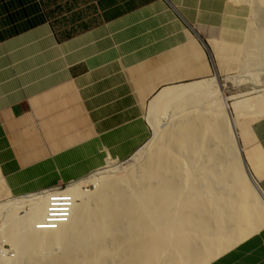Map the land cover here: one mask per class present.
Segmentation results:
<instances>
[{
  "label": "crops",
  "instance_id": "1",
  "mask_svg": "<svg viewBox=\"0 0 264 264\" xmlns=\"http://www.w3.org/2000/svg\"><path fill=\"white\" fill-rule=\"evenodd\" d=\"M245 16L229 0H0V201L131 158L161 90L237 69ZM237 138L264 194V115ZM208 264H264V226Z\"/></svg>",
  "mask_w": 264,
  "mask_h": 264
},
{
  "label": "bare ground",
  "instance_id": "2",
  "mask_svg": "<svg viewBox=\"0 0 264 264\" xmlns=\"http://www.w3.org/2000/svg\"><path fill=\"white\" fill-rule=\"evenodd\" d=\"M241 2L252 8V26L243 19L238 34L237 83L250 76L259 86L244 115L263 116L257 77L264 74V0L230 1L247 10ZM214 79L163 89L152 99L154 138L135 168L0 205V241L11 246L0 249V264H208L263 227L264 196L238 145L242 115L211 108L210 98L221 93Z\"/></svg>",
  "mask_w": 264,
  "mask_h": 264
},
{
  "label": "rangeland",
  "instance_id": "3",
  "mask_svg": "<svg viewBox=\"0 0 264 264\" xmlns=\"http://www.w3.org/2000/svg\"><path fill=\"white\" fill-rule=\"evenodd\" d=\"M230 1L231 0H229V2ZM241 3L243 5V7H245V9H247V10H245V15L246 16L244 18V20L246 19L245 20L246 28L248 26L250 28V25L252 26V11H251L252 8L250 7L249 4H246V3H243V2H241ZM242 59H243V54L240 57V60L238 61V63L235 64V68L237 67V69H235L234 71L230 72L229 74L219 75V77L213 76V77L207 79L208 81H210L211 79L213 80L214 78L217 79L219 81V85L221 87V93L219 91L217 97L215 95V96L211 97L213 99L210 98V101H211L210 106H211L212 109H217L219 107H225L226 106L228 112L231 115H233V116L234 115H242L241 118L246 117V116H262V115H244V113H247V111L250 110V108L252 107V105L254 103V98L256 96V94H254L255 93L254 90L255 89L259 90L260 88H259V86H257L255 84V82L251 83L252 81L249 80L250 76L243 77V79L241 78L240 81L237 83V81L239 80L238 77L240 75H242V73H241V71H242L241 70ZM249 74H251V71L249 73H247L246 75H249ZM257 81L259 82L260 85H264V74H259V78L257 77ZM174 85H169V87H167V88L178 86V84H174ZM240 98H242V99H240ZM217 100H219V101L217 102ZM236 100H237V102H236ZM212 103H213V105H212ZM149 104H148L147 109H146L147 119H148ZM169 113L170 112H168V114ZM217 113H219V112L217 111ZM241 118H239V120ZM149 125H150V123H149ZM150 127H151V133L149 135V139L131 158H129L128 160H125L123 162L109 160L108 162H113L114 163L112 166L109 167L108 162H107L101 169H99L98 171L94 172L93 174H91V175H89V176H87V177H85L83 179H80V181L86 182V181H88V178L90 176H94L95 174L102 173V172H105V171L109 172L108 176L110 178H115V177H118V176L124 174V172L126 170L135 168L138 165V163H139L138 161L140 160V158L142 156V154L140 152L141 149L144 146H146L149 142H151L153 140V138H154V130H153L152 126H150ZM241 162H242V159H241ZM133 165H135V166H133ZM69 184H71V183H65L64 185H61V186H58V187H55V188H51V189H56L58 192L59 191H63V190H65V188ZM81 185L82 184H80V186ZM82 189L89 190V191L93 190L92 186H90V185H82ZM47 192H49V191H46V192H43V193H47ZM23 196H26V195L9 196V197L3 199L2 201H0V205H2L4 202L7 203V201L9 202L11 200H15V199H18L19 197H23ZM3 248H4V250L11 251L10 244H8L7 242H4V241H0V249H3Z\"/></svg>",
  "mask_w": 264,
  "mask_h": 264
},
{
  "label": "water",
  "instance_id": "4",
  "mask_svg": "<svg viewBox=\"0 0 264 264\" xmlns=\"http://www.w3.org/2000/svg\"><path fill=\"white\" fill-rule=\"evenodd\" d=\"M249 174V173H248ZM249 178L251 179V183L253 184L254 183V181H253V179L251 178V176H250V174H249ZM262 193V192H261ZM261 195H263L264 196V194L262 193Z\"/></svg>",
  "mask_w": 264,
  "mask_h": 264
}]
</instances>
